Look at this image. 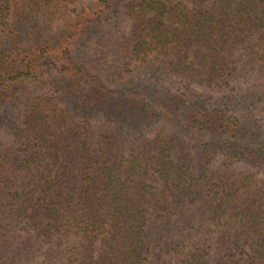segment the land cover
I'll return each instance as SVG.
<instances>
[{
	"label": "trees",
	"instance_id": "16d2710c",
	"mask_svg": "<svg viewBox=\"0 0 264 264\" xmlns=\"http://www.w3.org/2000/svg\"><path fill=\"white\" fill-rule=\"evenodd\" d=\"M74 1L0 0V111L55 73L84 112L127 126L96 143L48 92L27 98L16 144L0 148V264H264V101L253 102L264 92L238 84L264 75V0L126 3L132 35L112 75L141 59L162 68L124 91L96 80L77 48L111 0L57 36L35 23V9L62 14ZM157 122L172 133L131 137Z\"/></svg>",
	"mask_w": 264,
	"mask_h": 264
},
{
	"label": "rangeland",
	"instance_id": "374dc122",
	"mask_svg": "<svg viewBox=\"0 0 264 264\" xmlns=\"http://www.w3.org/2000/svg\"><path fill=\"white\" fill-rule=\"evenodd\" d=\"M96 1L98 0H75L66 12L62 14L52 11L53 14L43 15L41 9H35L38 15L35 17L37 20L34 19V21L36 24L41 23L44 26L43 28L47 29L49 32L48 35L52 34L53 36H57L61 32H65L67 22H75L80 11L91 6ZM130 1L135 0H111L113 10L107 11L104 18L99 20V23L95 24L94 29L88 33L87 36L82 37L79 41V46L77 45L78 52L83 59V61L80 62L88 68L90 74H92L96 80L103 79L112 89L123 91L134 87L141 88L142 81L148 77L149 70L152 69L153 71L154 69L162 68L161 65L151 60L142 63L141 59L131 63V71L123 79L117 78L116 73L112 75L113 69H117L115 66L117 65V60H120V58H118V56H120L118 53L119 49L121 50L122 47L127 45L132 35V21L128 16L129 11L125 6L126 3ZM29 11L32 10L28 9V12ZM30 17H33V15ZM108 37H110L109 40H107ZM110 41L113 42V48H111ZM117 44L118 47H116ZM244 74L246 79H240L238 81V84L243 90L242 93L254 90L257 86H261L264 92V75L256 76L250 71ZM143 76H146V78H143ZM160 81L162 85H168V87H173L171 83L176 84L177 82V80L173 79L171 76H164ZM70 85H74L71 78L55 73L46 75L43 80L30 83L20 99L12 101L13 103L7 105L0 111V148H7V146L11 144H16L13 142L17 141L15 136L21 130L24 104L28 102L27 98L37 97V94H42V92H48L49 98L53 99V102L57 104V111L60 116L63 115L62 118L66 116L65 120L78 127L83 134L87 132V137L89 135L90 141L93 140V142L96 143L101 141V136L108 131L116 133L117 135L125 133L127 124L114 122L109 116L104 115L102 112L100 113L97 111L96 115L91 111L84 112L83 108L77 105L79 104L75 100L77 94L71 90ZM77 93L80 94V90H78ZM186 93V97L188 98H197L201 90L194 89ZM260 96L261 101L259 102H256L259 97L256 96L253 98L255 104L254 110L264 101V95L262 98L260 93ZM258 115L260 117V111ZM149 127L150 128L145 132H142V130L133 131L131 137H136L135 140L141 139L142 141L145 138L152 139L157 135L163 136V134L172 133L168 124L164 122L153 123ZM262 131L263 129H261V132ZM262 135L264 136L263 133ZM129 147L130 145L128 148ZM221 169L224 170L219 163V159H216L214 163H208L206 171L207 173L213 172L214 175L212 176H215V174L217 175L218 173L219 175L222 172ZM34 261L37 263V261H41V258L36 256ZM155 264H157V262H155Z\"/></svg>",
	"mask_w": 264,
	"mask_h": 264
}]
</instances>
